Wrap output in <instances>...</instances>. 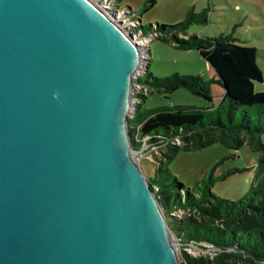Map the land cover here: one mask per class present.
Wrapping results in <instances>:
<instances>
[{
	"label": "water",
	"instance_id": "1",
	"mask_svg": "<svg viewBox=\"0 0 264 264\" xmlns=\"http://www.w3.org/2000/svg\"><path fill=\"white\" fill-rule=\"evenodd\" d=\"M115 12L0 0V264H180L189 246L134 158L139 52Z\"/></svg>",
	"mask_w": 264,
	"mask_h": 264
},
{
	"label": "trees",
	"instance_id": "2",
	"mask_svg": "<svg viewBox=\"0 0 264 264\" xmlns=\"http://www.w3.org/2000/svg\"><path fill=\"white\" fill-rule=\"evenodd\" d=\"M154 3L144 0L137 8L122 2L114 5L129 10L131 19L138 20L139 16L136 30L156 32L152 40L163 39L177 49L198 51L215 71L209 79L178 72L155 76L149 69V57L144 74L135 80L148 93L135 94L127 119L132 148L148 145L152 150L150 158L139 162L154 165L153 174L146 179L167 215L169 227L178 239L204 251L193 255L181 250L180 264H264V92L254 90V82L262 81L256 48L236 43L238 37L231 33L207 36L190 31L193 24L209 22V4L198 11L190 8L178 22L144 21L143 14ZM178 88L207 103L143 105L149 93H169ZM215 142L232 151L246 145L257 155L254 182L236 200L216 196L206 180L191 190L168 168V161L178 150ZM174 209H183V216H172ZM212 249L216 253L211 254Z\"/></svg>",
	"mask_w": 264,
	"mask_h": 264
},
{
	"label": "rangeland",
	"instance_id": "3",
	"mask_svg": "<svg viewBox=\"0 0 264 264\" xmlns=\"http://www.w3.org/2000/svg\"><path fill=\"white\" fill-rule=\"evenodd\" d=\"M95 1H98L106 9L115 10V18L120 21L121 27L136 40L139 64L134 71L135 76H139L143 72L144 67L147 66V59L150 57L149 69L155 76H166L178 72L200 74L207 79L212 77V73L208 69L210 68L209 63L199 55L198 51L177 49L163 39L152 40V35L137 32L135 29L137 23L135 21L128 22L130 19L128 18L129 10L113 5L115 2H122V4L137 8L143 0ZM207 4L210 5L209 22L206 25L193 24L189 30L207 36H214L219 32L231 33L238 37L236 43L254 46L257 51V63L262 71V81L254 82V90L264 92V0L159 1L149 13L143 14V19L146 21L147 17H156L159 20L178 22L190 8L198 11ZM149 44L150 50L148 49ZM136 92L146 94V91L135 86L132 93L134 99ZM203 102L206 101L200 96L184 88H178L169 93L155 91L149 93L143 100V105L146 108L174 104L200 106ZM151 152L148 145H144L140 149L134 150V157L137 161L142 158H150ZM256 162V153L246 145L232 151L222 143L215 142L197 149H180L168 161L167 165L177 180L182 182L185 187L194 190L197 183L206 180L213 194L236 200L247 193L253 184ZM141 169L145 177L150 176L153 174L154 165L142 162ZM171 214L178 218L181 216L178 211H171ZM186 251L193 253V249L189 247L186 248ZM178 253L180 254V250Z\"/></svg>",
	"mask_w": 264,
	"mask_h": 264
},
{
	"label": "built area",
	"instance_id": "4",
	"mask_svg": "<svg viewBox=\"0 0 264 264\" xmlns=\"http://www.w3.org/2000/svg\"><path fill=\"white\" fill-rule=\"evenodd\" d=\"M107 1H114V0H107ZM116 3V2H115ZM113 5H114V3H113ZM109 9H111L112 10V8H109ZM128 18H130L129 17V15H128ZM127 18V19H128ZM139 16H138V20H136V19H129L128 20V22H132V21H135L136 23H137V27H138V23H139ZM136 27V28H137ZM135 28V29H136ZM137 32H140L139 30H137ZM141 33V32H140ZM143 34V33H142ZM157 33L156 32H152V33H148V34H145V35H152V39H153V37L156 35ZM131 35V34H130ZM132 36V35H131ZM133 38V37H132ZM135 40V39H134ZM135 42H136V40H135ZM149 47V46H148ZM149 49V48H148ZM149 59V58H148ZM148 59H147V61H148ZM146 68H147V66L146 67H144V70H143V72L139 75V76H142L143 74H144V72H145V70H146ZM136 74V73H135ZM135 74L133 75V77H135V79H134V87L136 86V87H139V89H143L144 91H146V93H148V89L146 88V87H143V86H141V85H136L135 84V80H136V78L137 77H139V76H135ZM133 91H134V88H133V90H132V92H131V97H132V104H133V102H134V100L136 99V97H135V99L133 98V95H132V93H133ZM137 93V92H136ZM135 93V94H136ZM141 93V92H140ZM135 94H134V96H135ZM133 107L131 106V108L129 109V112H128V116L129 115H131L130 113H131V109H132ZM144 146V145H143ZM141 148V147H140ZM139 148V149H140ZM134 150H138V149H134ZM135 158V157H134ZM140 161V160H139ZM172 211H178L179 213H181V216H183V209H174V210H172ZM170 214H171V211H170ZM172 215V214H171ZM174 216V215H173ZM180 216V217H181ZM179 217V218H180ZM180 240V239H179ZM187 247H189V248H191V249H193V255H195L196 253H198V252H201V253H203L204 251L203 250H201V249H199V248H197L196 246H194V245H192V244H190L189 243V246L187 245V246H183L181 249H180V251L181 250H186V248ZM190 253V252H189ZM214 253H216V250L215 249H212L211 250V254H214Z\"/></svg>",
	"mask_w": 264,
	"mask_h": 264
},
{
	"label": "crops",
	"instance_id": "5",
	"mask_svg": "<svg viewBox=\"0 0 264 264\" xmlns=\"http://www.w3.org/2000/svg\"><path fill=\"white\" fill-rule=\"evenodd\" d=\"M144 1V0H143ZM142 1V2H143ZM161 2V1H176V0H155V3L152 5V7H154V5L156 6V4H157V2ZM141 2V3H142ZM140 3V4H141ZM140 4H139V6H140ZM152 7H150V9L146 12V13H149L150 11H151V9H152ZM145 13V14H146ZM147 19L148 20H146V21H155V20H158V21H166V20H159L158 18H156V17H153V18H151V17H147ZM166 22H171V21H166ZM209 70H210V72L212 73V76L214 75V72H213V70L211 69V68H208ZM219 87V89H220V91L222 92V88L220 87V86H218Z\"/></svg>",
	"mask_w": 264,
	"mask_h": 264
}]
</instances>
